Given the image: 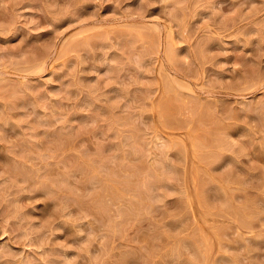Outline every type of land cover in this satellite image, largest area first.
<instances>
[{
  "label": "rangeland",
  "instance_id": "1",
  "mask_svg": "<svg viewBox=\"0 0 264 264\" xmlns=\"http://www.w3.org/2000/svg\"><path fill=\"white\" fill-rule=\"evenodd\" d=\"M0 264H264V0H0Z\"/></svg>",
  "mask_w": 264,
  "mask_h": 264
}]
</instances>
